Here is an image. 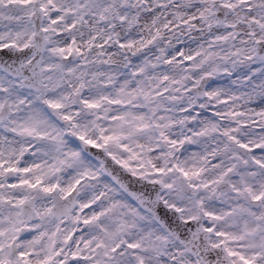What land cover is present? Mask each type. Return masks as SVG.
<instances>
[{
    "label": "clouds",
    "instance_id": "1",
    "mask_svg": "<svg viewBox=\"0 0 264 264\" xmlns=\"http://www.w3.org/2000/svg\"><path fill=\"white\" fill-rule=\"evenodd\" d=\"M0 264H264V0H0Z\"/></svg>",
    "mask_w": 264,
    "mask_h": 264
}]
</instances>
